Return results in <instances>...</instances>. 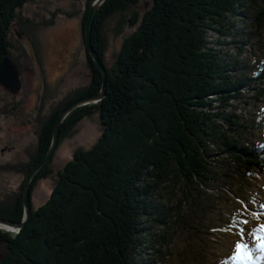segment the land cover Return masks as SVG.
<instances>
[{"label":"trees","instance_id":"1","mask_svg":"<svg viewBox=\"0 0 264 264\" xmlns=\"http://www.w3.org/2000/svg\"><path fill=\"white\" fill-rule=\"evenodd\" d=\"M33 1L0 0V64L8 57L21 68L13 53L28 56L29 45L17 47L11 38L17 28L22 40L33 43L42 66L29 29L33 21L17 18ZM91 2L62 13L82 14L84 45ZM140 2L107 0L99 9L92 43L107 70L106 96L66 118L58 149L93 116L98 115L101 134L91 147L77 149L62 169H53L54 155L38 173L29 224L19 233L0 229V264H145L147 254L157 257L150 264H158L172 244L170 230L212 212L216 198L210 191L216 185L264 176V149L253 140V115L237 113L233 104L250 93L256 101L264 99V71L254 75L260 64L250 60L252 47L264 55V0H152L143 14L135 9ZM118 15L115 35L125 24L133 32L109 67L106 28ZM211 33L230 37L237 53L211 46ZM86 52L90 82L36 120L38 140L27 162L0 167L24 176L15 197L0 201V218L22 222L25 181L47 154L59 115L101 91L102 74L87 47ZM51 176L56 178L50 197L35 207L38 183ZM222 185L223 193L228 185Z\"/></svg>","mask_w":264,"mask_h":264},{"label":"rangeland","instance_id":"2","mask_svg":"<svg viewBox=\"0 0 264 264\" xmlns=\"http://www.w3.org/2000/svg\"><path fill=\"white\" fill-rule=\"evenodd\" d=\"M85 2L86 0H35L17 13L19 21H33L29 29H33L31 31L35 33L41 58L42 85L40 87L38 69L30 54L24 56L22 51L15 49L13 56L19 59L21 65V90H13L18 83L15 76L10 77L11 88L6 89L0 84V167L27 162L38 140L36 120L48 116L52 107L62 103L69 91L90 82L87 52L81 32L82 14H79V18H67L62 14L81 10ZM151 5L152 0H141L135 9L143 14ZM53 14L59 17L55 18ZM52 20L55 21L54 24L48 25ZM119 21V15L113 17L106 28V60L109 67L113 65L123 39L133 32L125 24L122 34L116 36L114 30ZM33 26L37 27L36 31ZM14 29L11 37L14 44L28 49L27 41L19 38L18 29ZM209 40L211 46L223 53H237V44H232L230 37L211 33ZM21 54L23 57L20 58L18 55ZM250 60L261 64L264 62V55L259 49L252 47ZM249 97L246 101L233 104L237 113L246 117L253 115L257 127L253 128L252 136L259 146L264 144V99L256 101L252 93ZM101 131L98 115L83 120L56 151L53 169L56 172L62 169L77 149L91 147ZM55 178L51 176L38 183L33 194L35 207H39L50 197ZM23 181L22 174L0 170V201L13 199ZM219 185L210 191L216 198L211 213L196 222L189 221L170 230L172 244L166 257L158 264H234L232 257L235 255V244L248 239L244 237L242 240L239 235L240 228L245 227L244 221H250L247 226L249 228L259 229L264 225V207H261L264 204V176L253 181L225 183L222 186L228 185V190L224 188L223 193ZM177 204L178 200L172 202L174 208ZM184 206L188 210V206ZM233 220L236 223L233 224ZM158 233L161 234V229ZM3 255L4 250L0 247V258ZM260 255L259 252L254 253L257 259ZM147 258L149 260L145 264H150L157 257L147 254ZM262 261L264 260L259 263Z\"/></svg>","mask_w":264,"mask_h":264},{"label":"water","instance_id":"3","mask_svg":"<svg viewBox=\"0 0 264 264\" xmlns=\"http://www.w3.org/2000/svg\"><path fill=\"white\" fill-rule=\"evenodd\" d=\"M107 0H92L91 6H90V13L89 17L85 24V30H84V37H85V45L87 47V51L89 56L92 58L93 62L96 64V66L99 68L102 77H103V84L101 91L96 95H90L84 98H80L76 100L75 102L71 103L69 106H67L59 115V118L57 120L53 139L51 146L45 155V157L38 163V165L33 169L31 174L27 177L25 184H24V191H23V207H24V217L22 222H13L6 220L4 218H0V226L7 227L6 231H10L14 233H19L20 230L26 227L27 224L32 219V195H31V188L32 183L35 179V177L38 175V173L52 160L53 156L55 155L58 145L61 138V129L63 126L64 121L66 118L77 108H80L82 106H86L89 104H95L103 100L106 96V87L108 83V74L107 70L102 62V59L95 50L93 43H92V32H93V25L95 22V18L97 16V13L101 6L106 2ZM18 37L22 38V33H18ZM29 45V54L30 57L33 59L34 63L37 66L38 69V78H39V84L40 87L42 85V66L40 64V61L38 59V56L36 54L35 48L33 43L29 38L26 39ZM11 76H15L17 79V86L13 89L14 91L21 90V82H20V69L19 67L8 57H6L2 63L0 64V84H2L6 89L11 88L12 82H11ZM3 227H0V229Z\"/></svg>","mask_w":264,"mask_h":264},{"label":"snow or ice","instance_id":"4","mask_svg":"<svg viewBox=\"0 0 264 264\" xmlns=\"http://www.w3.org/2000/svg\"><path fill=\"white\" fill-rule=\"evenodd\" d=\"M264 71V62L259 65V70L254 75H259ZM264 149V145H259ZM264 207V204L261 205ZM258 219V217H257ZM232 223H236L235 220ZM250 224L249 220L244 221L245 227L240 228L239 235L244 242H237L235 244V255L232 257L234 264H259L260 260H264V225H261L259 229L247 227ZM259 252L261 255L259 259L254 257V253Z\"/></svg>","mask_w":264,"mask_h":264},{"label":"bare ground","instance_id":"5","mask_svg":"<svg viewBox=\"0 0 264 264\" xmlns=\"http://www.w3.org/2000/svg\"><path fill=\"white\" fill-rule=\"evenodd\" d=\"M0 227H3L4 229L3 230H6V229H8L7 227H4V226H0ZM2 229V228H1ZM10 231L9 232H11V229H9Z\"/></svg>","mask_w":264,"mask_h":264}]
</instances>
